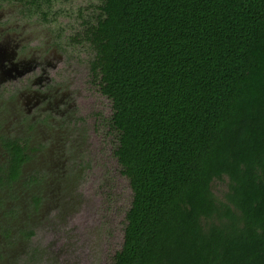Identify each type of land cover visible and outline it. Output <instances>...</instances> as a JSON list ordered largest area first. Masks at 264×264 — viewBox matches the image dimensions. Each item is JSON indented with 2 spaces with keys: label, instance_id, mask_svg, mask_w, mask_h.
Instances as JSON below:
<instances>
[{
  "label": "trees",
  "instance_id": "obj_1",
  "mask_svg": "<svg viewBox=\"0 0 264 264\" xmlns=\"http://www.w3.org/2000/svg\"><path fill=\"white\" fill-rule=\"evenodd\" d=\"M100 12L95 68L132 191L113 264H264V0H102ZM8 150L12 185L24 156Z\"/></svg>",
  "mask_w": 264,
  "mask_h": 264
},
{
  "label": "flooded vegetation",
  "instance_id": "obj_2",
  "mask_svg": "<svg viewBox=\"0 0 264 264\" xmlns=\"http://www.w3.org/2000/svg\"><path fill=\"white\" fill-rule=\"evenodd\" d=\"M18 2L24 4L0 0V8L11 3L15 6ZM24 6L17 14L2 12V16L0 13V178L6 185L0 190L7 195L11 206L3 216L4 222L8 224L25 210L27 220L17 236L28 240L35 233L32 216L40 210L45 199V182L52 178L61 192L67 193L80 181L81 160L73 158L74 149L79 145L76 139L81 140L80 131L84 127L80 126L82 106L86 103L84 97L90 96L92 87H98L100 92L101 88L91 39L93 23L99 14L87 12L85 18L80 15L78 20L73 18V22L62 23L61 16L52 12L54 17L42 21L41 15L45 17L47 11ZM24 17H35L42 21L39 25L47 26L48 32L43 39L35 42L36 36H23L19 29L25 28L20 27ZM6 127L9 130L4 133ZM10 144L18 146L24 156L20 175L11 183L16 184L15 187L6 179ZM45 159L52 164L61 163L60 172L38 165L32 168V174L22 178L29 162L40 164ZM21 184L23 186L19 187ZM24 184L28 185L25 193Z\"/></svg>",
  "mask_w": 264,
  "mask_h": 264
},
{
  "label": "rangeland",
  "instance_id": "obj_3",
  "mask_svg": "<svg viewBox=\"0 0 264 264\" xmlns=\"http://www.w3.org/2000/svg\"><path fill=\"white\" fill-rule=\"evenodd\" d=\"M101 4L102 0H42L40 10L48 12L45 17L41 15L42 21L50 20L54 17L52 12H55L57 17L61 16L62 23L67 20L73 22V18L77 19L80 15L85 18L87 12L100 14ZM23 8L25 6L20 2L15 6L11 3L0 8V13L2 16V12L17 14ZM42 21L24 17L20 27L25 28L19 31L24 37L36 36L37 42L48 32L46 25H39ZM92 88L90 96L87 94L84 97L86 103L82 106L84 112L80 125L84 127L80 131L81 140L77 138L75 142L79 143L78 149H74L73 160H81L80 181L67 193L61 192L57 181L52 178L48 179V184L45 182L44 202L32 216L35 221L33 237L25 240L22 235L17 236L27 220L25 210H21L18 217L9 220L8 224L4 222L3 216L11 206L7 195L0 190V264L114 263L115 254L122 247L125 216L131 204L132 191L115 155L118 134L111 127V100L97 90L98 87ZM6 130L9 128L6 127L4 133ZM38 165L60 172L59 162L52 164L45 159L38 164L31 161L26 165L22 178L32 174V168ZM1 179L0 189L6 187ZM24 187L25 193L28 185L24 184ZM226 188L227 178L214 180L213 190L219 197L223 196ZM24 197L27 199V194ZM12 230L14 233H11Z\"/></svg>",
  "mask_w": 264,
  "mask_h": 264
}]
</instances>
